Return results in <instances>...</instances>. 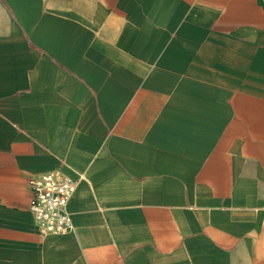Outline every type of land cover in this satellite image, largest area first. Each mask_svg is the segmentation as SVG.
Masks as SVG:
<instances>
[{
    "label": "crops",
    "instance_id": "crops-1",
    "mask_svg": "<svg viewBox=\"0 0 264 264\" xmlns=\"http://www.w3.org/2000/svg\"><path fill=\"white\" fill-rule=\"evenodd\" d=\"M0 264H264V0H0Z\"/></svg>",
    "mask_w": 264,
    "mask_h": 264
},
{
    "label": "built area",
    "instance_id": "built-area-1",
    "mask_svg": "<svg viewBox=\"0 0 264 264\" xmlns=\"http://www.w3.org/2000/svg\"><path fill=\"white\" fill-rule=\"evenodd\" d=\"M32 198L29 209L43 233H68L73 224L68 201L77 181L55 171L43 172L29 178Z\"/></svg>",
    "mask_w": 264,
    "mask_h": 264
}]
</instances>
